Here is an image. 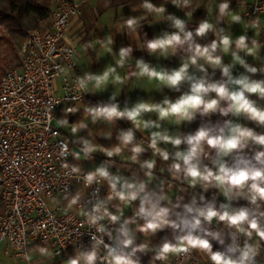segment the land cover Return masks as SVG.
Returning <instances> with one entry per match:
<instances>
[{
	"label": "clouds",
	"instance_id": "clouds-1",
	"mask_svg": "<svg viewBox=\"0 0 264 264\" xmlns=\"http://www.w3.org/2000/svg\"><path fill=\"white\" fill-rule=\"evenodd\" d=\"M173 4L178 7H188L190 0H173ZM141 7L148 14L159 15V20L170 23L174 29L172 32L164 31L161 35L152 39L144 40L143 49L149 54L168 57L180 52L184 53L181 65L176 69H167L153 66L143 58L137 59L134 75L147 77L155 80L160 88L167 87L179 91L185 83L189 85V91L182 94L175 101L164 98L161 102L153 103L149 101H138L131 107L127 104L121 109L115 102V94L110 97V102L96 106H87L85 113L93 123L105 121L114 123L117 120H127L133 125L126 131L119 133L120 146L106 152L108 157L119 155L124 148L131 145L130 151L133 154L132 160L145 151L141 144L135 143V131L150 129H160V121L172 120L179 125L181 122H191L196 115L208 116L219 113L227 117L244 116L248 120L264 126V108L259 107L255 101L250 99L251 95H256L264 99V80L252 79L249 75L241 74L233 76L235 64H225L222 54L230 53L231 56L241 65L247 73L256 74L258 71L264 72V67L258 69L250 66L240 55H253L258 52L261 45L256 39H251L244 35H239L235 39L227 34L223 28L205 19L199 22L194 30H188L187 22L173 14L166 15V8L156 6L150 0H143ZM229 17L232 23H240L241 16L231 12L229 0H223L218 5V20ZM158 20V21H159ZM124 26L131 32H136L141 27L138 17H129L124 22ZM213 33L215 39L208 44H200L197 38H205L208 33ZM103 43V41H102ZM234 46V47H233ZM131 46L121 47L118 52L116 66L104 70L102 73H84L77 77L76 87L81 93L88 92L87 85L100 90L106 88L110 74L117 72V67H124L126 61L132 57ZM206 66L212 69H219L221 79L210 80L207 75ZM195 67L202 75L197 76L190 72ZM116 81L123 84L124 81L119 76ZM211 94H215L214 97ZM78 108L69 107L65 109V116L58 119L61 126H69L68 113L78 111ZM148 113H155L157 120L144 119ZM87 127L86 123L71 125V132L76 134L80 129ZM170 143L173 146L185 144L184 151L174 153V162L171 168L177 173L182 172L190 185L198 182L204 186L214 185L220 188L229 202L236 198H245L254 207L233 208L230 203L221 204L219 208L215 203L209 202L198 205L190 202L183 205L181 214L173 219L167 207L160 206V201L154 199L146 192L144 183H130L122 180L120 176L111 175L106 166H100L95 171H90L84 177L86 185L91 186L94 182L107 181L111 194L108 200L116 198L123 202H131L139 199V209L137 217L143 220L139 231L143 233H157L167 227L173 229L177 234L175 242L165 240L158 248L157 258L166 259L168 253L187 252L191 249H198L205 252L212 264H254L257 255V247L247 241L240 247L236 240L237 234L251 238L253 233L264 240V211L260 210V203L264 202V134H258L254 129L226 120L218 127L201 126L194 134L184 136H173L167 131H152L150 133L149 147L154 153L167 161L170 154L166 150L158 147L159 142ZM258 145L261 150L256 151L253 156L248 157L243 154L249 144ZM205 147L215 152L216 160L213 163L217 170L213 171L208 166L202 167V156L205 154ZM97 150L88 140H82L81 151L85 157ZM237 153L234 162L229 165L223 162L224 157H229ZM69 149L64 146L60 155L66 157ZM78 158V155H77ZM143 167L151 170L154 162L145 161ZM72 173H78L77 167H72ZM118 185L120 189L118 190ZM73 203L77 200L74 197ZM86 223L95 226L98 233L105 234L107 229L102 223L108 220L112 223H119L115 234L111 237L112 244L105 245L107 255L106 264H140L137 252H144L146 246L135 245V235L129 228L127 221L120 223V217L109 212L106 201H98L93 207L85 212ZM223 222L230 233L231 244H227L224 251H213L211 240L217 241L220 245H225V237L220 231L211 230L213 221ZM93 244L92 249L81 252L75 258L69 259L67 264H97L98 252L97 244ZM128 249H131L128 251ZM43 255H48L46 248H39ZM238 253V255H237Z\"/></svg>",
	"mask_w": 264,
	"mask_h": 264
},
{
	"label": "crops",
	"instance_id": "crops-1",
	"mask_svg": "<svg viewBox=\"0 0 264 264\" xmlns=\"http://www.w3.org/2000/svg\"><path fill=\"white\" fill-rule=\"evenodd\" d=\"M73 1L82 5L83 15L80 19L73 22L68 35V41L77 48L76 62L83 74L86 72L93 74L102 73L104 70L116 66L118 52L121 47L131 46L133 49L132 57L126 61L125 66L122 68L117 67V72L110 74L106 88L102 87L100 90H97L91 83L92 95L99 104L110 102V97L115 94V102L123 109L126 104L131 107L141 100L158 103L167 97L175 101L182 94L189 91L187 83L183 84L179 91L167 87L159 89L160 85L157 81L133 74L137 71L135 68L136 60L140 58H143L153 66L167 69L178 68L184 58V53L182 52L162 57L149 54L143 49L144 40L157 37L164 31H174L169 22L159 20V15L146 13L141 7L143 0ZM150 2L156 6L163 5L166 8V15L173 14L186 20L188 30H194L200 21L207 19L216 25L217 28H223L233 39L244 34L249 37V42L251 39H256L261 45L258 52L253 55H246L241 52L240 55L250 66L257 67L258 69L264 67V13L260 14L257 20L250 23L247 17H245V14L250 10V0H229L231 12L241 16L240 23H232L227 16L223 20L217 19L218 5L223 0H190V5L182 8L176 7L173 4V0H150ZM129 17H138L141 21V27L134 33L128 30L123 23ZM213 39H215V36L211 32L205 38H197L198 42L202 45L210 43ZM222 56L225 64H235L233 67L234 77L246 74L252 79L264 80V72L258 71L256 74L247 73L241 65L236 64L230 53L222 54ZM206 68L210 80L221 79L219 69L214 70L210 66H206ZM190 72L197 76L202 75L195 67H192ZM117 76L123 79V84L116 81ZM211 95L214 97L215 94ZM250 99L255 101L259 107L264 108V99L256 95H251ZM77 108L79 109L78 111L67 114L69 126H61L58 123V119L65 116V110H59L56 113L54 125L60 130L62 136L71 146L72 167L79 169L78 174L86 176L88 172L95 171L103 165L108 168L111 175L120 176L122 180L136 184L144 183L146 185V192L151 194L154 199H158L160 206L167 207L173 219L181 214L183 205L190 202H195L198 205L213 202L219 208L221 204L229 203V200L220 188L214 185L204 186L199 182L195 185H190L182 172L177 173L171 168V165L176 162L174 160V153L178 150H186L187 146L185 144L173 146L170 143L159 142L158 147L168 151L170 154V158L167 161L163 160L159 154L154 153L149 147L150 133L152 131H167L173 136H184L194 134L201 126L218 127L224 121L231 120L234 123H240L243 126L254 129L258 134H264V126L258 125L244 116L237 117L231 114L227 117L221 116L219 113L208 116L197 114L191 122L184 121L179 125L173 123L172 120L160 121V129L144 130L141 128L135 131V143L141 144L145 151L133 161L131 158L133 154L130 151L131 145L124 148L119 155H113L112 157L106 155L108 150L120 146L119 133L133 127L130 121L121 119L114 123L105 121L93 123L86 117V107L78 106ZM144 119L157 120V116L155 113H148L144 116ZM81 121L85 122L87 127L73 134L71 132V125L80 123ZM82 140L90 141L96 146L97 150L85 157L81 151ZM259 150L261 149L258 145L250 143L243 150V154L251 157ZM237 155V153H233L229 157H224L223 162L231 165ZM216 159L214 150L205 147V154L202 156L201 161L202 167L208 166L213 171H216L217 167L213 163ZM145 161L154 162V167L151 170L144 168L143 164ZM100 182L107 190L105 201L109 212L118 215L120 223L127 221L129 228L135 235L134 246L141 244L146 246L144 252L136 253L140 264H157L161 260L157 258V251L161 244L159 246H152L149 240L155 241L158 239L156 242H160L159 237L165 235V230H168L173 235L177 233L170 227L158 230L157 233L140 232L139 227L142 225L143 220L137 217L139 199L131 202H123L116 198L108 200L111 189L107 181L101 180ZM119 189L120 185H118ZM87 193V188L82 184L75 183L68 199L63 200L58 198L51 205L52 207L62 206L68 211L79 213V203ZM74 197L77 200L76 203L72 202ZM215 224L216 220L213 221L211 230ZM195 250L202 258L208 257L205 252L198 249ZM47 251L49 254L43 255L40 253L39 248L33 247L30 252L31 263L67 264L69 259H73L81 253L75 251L69 257L60 258L49 249ZM177 253H170V256H168V253L167 257H173ZM0 264H26V262L15 257L2 245L0 248ZM81 264H83L82 261Z\"/></svg>",
	"mask_w": 264,
	"mask_h": 264
},
{
	"label": "built area",
	"instance_id": "built-area-1",
	"mask_svg": "<svg viewBox=\"0 0 264 264\" xmlns=\"http://www.w3.org/2000/svg\"><path fill=\"white\" fill-rule=\"evenodd\" d=\"M250 1L245 17L251 23L264 13V0ZM82 15L80 3L61 0L47 28L28 32L19 69L0 79V248L4 245L26 264H32L33 247L47 248L63 258L75 251H90L98 241L97 264H106L105 245L112 244L111 237L119 227V223L105 220L107 232L101 234L86 223V210L105 201L107 190L101 182L88 186L85 176L71 172V146L54 125L59 110L99 105L91 83L85 93L76 87L77 77L84 74L68 35ZM64 146L69 149L66 157L60 155ZM75 183L88 190L79 203V213L52 207L56 199L69 198ZM157 264L212 262L190 248Z\"/></svg>",
	"mask_w": 264,
	"mask_h": 264
},
{
	"label": "rangeland",
	"instance_id": "rangeland-1",
	"mask_svg": "<svg viewBox=\"0 0 264 264\" xmlns=\"http://www.w3.org/2000/svg\"><path fill=\"white\" fill-rule=\"evenodd\" d=\"M61 0L55 1V7L58 5V3ZM51 23V18L42 23L38 28L33 30H42L44 28H47ZM30 30V31H33ZM29 31V32H30ZM28 33H26L23 36L18 35H12L9 34L3 27L0 28V75L6 74L7 72L14 71L19 69L20 67V50L21 46L26 39ZM0 76V79H1ZM233 208H239V207H254L250 204V202L245 198H236L233 199L231 202H229ZM260 210L264 211V202L260 203ZM212 230L220 231L224 237H225V245H220L217 241L211 240V243L213 244V251H224L227 244H231L232 240L230 238V233L233 231L232 229H228L227 226L223 222H217L215 226L212 228ZM165 235L159 237L160 242L158 239L155 241L149 240V243L152 246H159L162 244L165 240L174 242L175 235L171 234L168 230H165ZM251 243L254 246L257 247V255L254 258V264H264V240H260L255 233H253V236L251 238H248L244 236L243 234H237V244L240 247H243L245 242ZM221 246V247H220ZM238 254V253H237ZM171 254L169 253L168 256Z\"/></svg>",
	"mask_w": 264,
	"mask_h": 264
},
{
	"label": "trees",
	"instance_id": "trees-1",
	"mask_svg": "<svg viewBox=\"0 0 264 264\" xmlns=\"http://www.w3.org/2000/svg\"><path fill=\"white\" fill-rule=\"evenodd\" d=\"M54 7V0H0V28L23 36L48 21Z\"/></svg>",
	"mask_w": 264,
	"mask_h": 264
}]
</instances>
